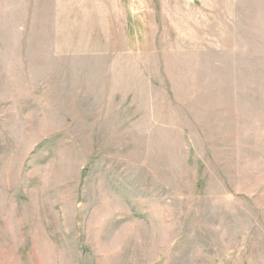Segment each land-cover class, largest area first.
Segmentation results:
<instances>
[{
  "label": "rangeland",
  "instance_id": "rangeland-1",
  "mask_svg": "<svg viewBox=\"0 0 264 264\" xmlns=\"http://www.w3.org/2000/svg\"><path fill=\"white\" fill-rule=\"evenodd\" d=\"M0 264H264V0H0Z\"/></svg>",
  "mask_w": 264,
  "mask_h": 264
}]
</instances>
